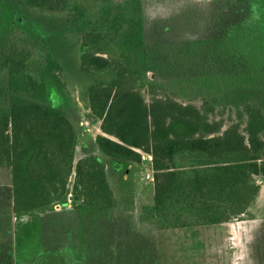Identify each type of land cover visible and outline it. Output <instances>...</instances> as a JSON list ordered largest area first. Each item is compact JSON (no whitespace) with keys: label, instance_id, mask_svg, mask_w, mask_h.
<instances>
[{"label":"trees","instance_id":"trees-1","mask_svg":"<svg viewBox=\"0 0 264 264\" xmlns=\"http://www.w3.org/2000/svg\"><path fill=\"white\" fill-rule=\"evenodd\" d=\"M237 8L240 21L213 41L148 46L140 0H0V171L10 184L7 199L0 188V264H61L39 237L40 214L57 206L83 221L133 204L126 184L115 198L105 161L66 111L58 48L10 25L8 12L76 27V71L89 79L79 99L100 121L98 150L114 171L150 154L152 203L141 220L195 233L245 213L264 180V0ZM185 92L191 100L179 97ZM79 146L84 156L75 160Z\"/></svg>","mask_w":264,"mask_h":264},{"label":"rangeland","instance_id":"rangeland-1","mask_svg":"<svg viewBox=\"0 0 264 264\" xmlns=\"http://www.w3.org/2000/svg\"><path fill=\"white\" fill-rule=\"evenodd\" d=\"M239 1L259 0H140L145 43L183 46L195 41H213L224 31L228 33L232 23L241 19L237 11ZM21 12L22 15L8 12L10 25L30 29L44 40L48 36L51 48H58L65 62L60 79L68 93L66 111L79 132L83 129L79 126L82 119L90 122L91 131H81V139L93 151V138L103 133L98 128L99 120L86 113L79 99L80 91L89 84V79L76 71L80 33L62 17ZM152 77L153 73L147 72L146 78ZM141 84L138 82L136 87L142 88L141 93L148 99V92ZM160 91L158 94H162ZM190 96L193 97L189 92L179 95L184 99ZM51 100L54 105L60 103L54 93ZM193 101L199 105L196 98ZM82 156L79 146L75 160ZM105 164L115 198L120 199V188L126 184L131 191L132 208L124 211L117 206L109 220L86 217L82 221L70 206H57L40 214V250L57 251L61 264H264V180L254 203L228 222L199 227L195 233L181 229L157 230L140 218L142 208L152 203L150 163L125 165L117 171L112 169L109 160ZM9 186L7 171H0V188L5 199ZM17 220L12 218L13 225Z\"/></svg>","mask_w":264,"mask_h":264},{"label":"built area","instance_id":"built-area-1","mask_svg":"<svg viewBox=\"0 0 264 264\" xmlns=\"http://www.w3.org/2000/svg\"><path fill=\"white\" fill-rule=\"evenodd\" d=\"M85 110H86V113H90V111H89L88 109L85 108ZM89 125H90V122H89L87 119H82V120L79 122V126H80L81 128H83L84 130H86V131H90V129H89ZM139 152H140V151H139ZM140 154H141L142 161H147V162H149V163L151 162L152 157H151L150 154L142 153V152H140ZM149 178H150V175L147 174V175H146V179H149ZM151 179H152V178H151Z\"/></svg>","mask_w":264,"mask_h":264},{"label":"crops","instance_id":"crops-1","mask_svg":"<svg viewBox=\"0 0 264 264\" xmlns=\"http://www.w3.org/2000/svg\"><path fill=\"white\" fill-rule=\"evenodd\" d=\"M99 123V125H100V121L98 122ZM96 128V127H95ZM98 128H100L99 126H98ZM98 128H96L95 130H97ZM83 131H85V132H90V131H86V130H83ZM99 131H100V129H99ZM101 133V132H100ZM95 138V137H94ZM94 138H93V147H94V150L93 151H91V153H93V154H95V155H97L98 157H100L102 160H106V161H108L109 159H107L105 156H103L100 152H99V150H98V148H97V146H96V144H95V142H94ZM84 142V141H83ZM87 146H88V144L86 143V142H84ZM104 157V158H103ZM110 161V160H109ZM111 164V163H110Z\"/></svg>","mask_w":264,"mask_h":264},{"label":"flooded vegetation","instance_id":"flooded-vegetation-1","mask_svg":"<svg viewBox=\"0 0 264 264\" xmlns=\"http://www.w3.org/2000/svg\"><path fill=\"white\" fill-rule=\"evenodd\" d=\"M67 207V206H66Z\"/></svg>","mask_w":264,"mask_h":264}]
</instances>
